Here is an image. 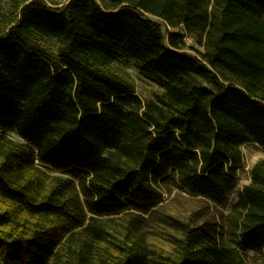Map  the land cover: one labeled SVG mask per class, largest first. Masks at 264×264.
<instances>
[{
	"label": "trees",
	"instance_id": "16d2710c",
	"mask_svg": "<svg viewBox=\"0 0 264 264\" xmlns=\"http://www.w3.org/2000/svg\"><path fill=\"white\" fill-rule=\"evenodd\" d=\"M248 142L264 0H0V264H264Z\"/></svg>",
	"mask_w": 264,
	"mask_h": 264
},
{
	"label": "rangeland",
	"instance_id": "374dc122",
	"mask_svg": "<svg viewBox=\"0 0 264 264\" xmlns=\"http://www.w3.org/2000/svg\"><path fill=\"white\" fill-rule=\"evenodd\" d=\"M163 30L166 35L168 31H179L183 32L181 27L173 28L166 24H163ZM185 48L184 50L193 54L198 55V52L202 50V47L199 46L191 37L185 36ZM111 69L118 73L121 77L126 78L133 83L136 92L143 98H150L156 92L161 89L150 79L143 76L136 69L133 60L129 58H123L119 61H116L111 64ZM242 151L244 154V160L242 165L238 168V183L231 194V199H234L238 191L242 186L249 181L250 178V169L252 165L260 159H264V148L259 146L256 143L248 142L242 145Z\"/></svg>",
	"mask_w": 264,
	"mask_h": 264
}]
</instances>
